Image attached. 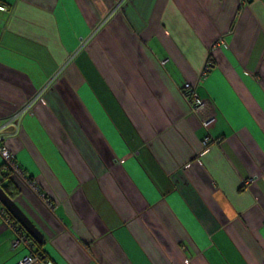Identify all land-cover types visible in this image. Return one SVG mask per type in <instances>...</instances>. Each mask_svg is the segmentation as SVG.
<instances>
[{"label":"crops","instance_id":"obj_1","mask_svg":"<svg viewBox=\"0 0 264 264\" xmlns=\"http://www.w3.org/2000/svg\"><path fill=\"white\" fill-rule=\"evenodd\" d=\"M1 1L0 133L46 260L264 264V0H123L100 29L117 0ZM14 236L0 216V264Z\"/></svg>","mask_w":264,"mask_h":264},{"label":"built area","instance_id":"obj_2","mask_svg":"<svg viewBox=\"0 0 264 264\" xmlns=\"http://www.w3.org/2000/svg\"><path fill=\"white\" fill-rule=\"evenodd\" d=\"M122 5H123L122 3L118 4L116 6L114 12L118 11V10L122 11L123 10V8L121 7ZM7 11H8V8H7L6 4L0 0V12H7ZM209 66H210V63H207L205 65V70H207L209 68ZM181 92H182L184 98L187 100L189 107L193 112H198L201 108L204 107V102L199 98L195 88L191 84H189L188 82L183 84V86L181 88ZM29 108H30V105L25 106L24 111L29 110ZM210 121L211 120H209L206 123H209ZM4 140H5V136L2 133H0V155L3 159V163L7 164L15 173L25 177L22 170L18 166V164H16L13 154L4 145ZM46 203L49 204L48 201H46ZM6 212L7 211L2 206H0L1 218L3 219V221L5 223H7L13 229V231L15 233L14 239L12 241V246L17 247L20 243H25L27 246H30V241L27 238V234L25 232H23L22 230H20L18 228L17 224H14L13 220L10 219L6 215ZM36 260H38V258L36 256L30 254V255L24 257L22 260H20L17 264H32ZM44 263L45 264H52V262L49 260H45Z\"/></svg>","mask_w":264,"mask_h":264},{"label":"water","instance_id":"obj_3","mask_svg":"<svg viewBox=\"0 0 264 264\" xmlns=\"http://www.w3.org/2000/svg\"><path fill=\"white\" fill-rule=\"evenodd\" d=\"M3 163V159L0 155ZM0 204L35 242L43 243V235L15 201L0 188Z\"/></svg>","mask_w":264,"mask_h":264},{"label":"trees","instance_id":"obj_4","mask_svg":"<svg viewBox=\"0 0 264 264\" xmlns=\"http://www.w3.org/2000/svg\"><path fill=\"white\" fill-rule=\"evenodd\" d=\"M12 176H14V171L7 164L2 163L0 166V188L11 198H13V196L18 192L17 185L12 179ZM6 215L13 220L14 224H17L20 230L24 232L21 226L12 218L9 213L6 212ZM27 238L30 241L29 247L31 248V254L36 256L38 260L44 262L46 258L44 256L43 243L39 244L35 242L29 235H27Z\"/></svg>","mask_w":264,"mask_h":264},{"label":"rangeland","instance_id":"obj_5","mask_svg":"<svg viewBox=\"0 0 264 264\" xmlns=\"http://www.w3.org/2000/svg\"><path fill=\"white\" fill-rule=\"evenodd\" d=\"M122 1H123V0H117V1H115L114 5H113V8L109 11V13L107 14V16L102 17V19H101V23H100V25H99V29L103 27V24H104L106 18H108L109 15H110L112 12H114L116 6H117L118 4H120V3H122ZM193 1H194V0H193ZM126 2H127V0L125 1L124 4H126ZM122 4H123V3H122ZM124 4L121 6L122 8H124ZM123 10H124V9H123ZM123 10H122V11H121V10H118L117 13H115V12H116V11H115V12H114L115 14H113V15L118 14V12L121 14V12H123ZM109 20H110V19H109ZM105 28H106V27H105ZM105 28H104V29H105ZM209 67H210V66H209ZM14 176H17V175L14 174Z\"/></svg>","mask_w":264,"mask_h":264}]
</instances>
